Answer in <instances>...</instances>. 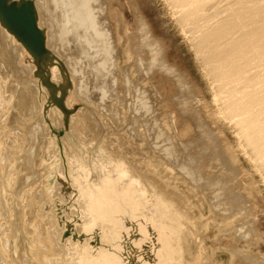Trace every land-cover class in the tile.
I'll list each match as a JSON object with an SVG mask.
<instances>
[{
  "label": "rangeland",
  "instance_id": "rangeland-1",
  "mask_svg": "<svg viewBox=\"0 0 264 264\" xmlns=\"http://www.w3.org/2000/svg\"><path fill=\"white\" fill-rule=\"evenodd\" d=\"M39 1L41 6L35 7V15L37 30L43 28L40 54L31 52L27 46L21 43L0 17V46H6L11 58L7 63L0 62V263L45 264V258H57L55 249L66 248L64 239L68 236V227L64 231V236L57 240L54 239L55 241L53 240L51 245L50 240L46 239H53L61 225L58 227L50 225L47 217L50 214L56 215L57 220L63 217L64 212L68 210L75 199V196L69 197L63 194V182H66V187L72 188H76L77 181L83 182L82 178L76 179L78 170L75 168H72L71 175L66 172L61 174V171L68 167V159L73 153L78 155L91 170L88 178L97 179L100 174L94 169L100 166L108 156L121 152L125 160L130 163L134 176L140 175L145 179L146 186L153 185L157 192L164 194L167 199L174 200L177 205L179 204L177 215L181 219L184 218L186 222L179 237L186 250L187 248L188 250L192 248L197 250L193 255L189 251L190 264H264V172L258 166L257 160L254 161L253 155L248 154L250 151L245 150L244 142L240 134H237V127L235 128L234 123L225 119L221 114V107L218 108L219 105L221 106L220 102L218 103L217 99V102H214V98H216L212 88L214 85H211L210 79L207 78L194 47V42L198 39L199 34L195 35L190 28L182 29L179 21L180 15L170 7L168 0H93L95 3L91 1L90 5H93L90 8L92 7L91 10L94 12L93 14L96 13L95 17L98 19L96 28L105 33L102 36L104 38L99 41L101 37L96 36L90 27L86 24L82 27L78 23L73 15V4V6L68 4L73 13L70 12L72 16L67 9L70 7L66 4L63 5L64 0H61L62 2L60 0ZM236 2L238 3V0L208 2L205 14L211 18L209 24L215 25L217 22L223 24L231 20L233 15L228 12ZM34 3L35 0H0L1 6L12 10H30L32 6L34 7ZM94 5L95 7H93ZM98 11L100 14H97ZM98 15L99 17H97ZM64 17L67 20L65 22L64 19L62 20ZM68 22L70 25L74 24L75 27L73 25L68 28L70 26L66 25ZM103 22L108 24L105 26ZM55 23L57 27L54 25ZM63 23L69 30V35H67L66 46L60 47L57 43L58 40L56 41L57 38L52 35ZM79 27H81V33ZM84 27L86 29L81 30ZM72 33L78 35L75 38L81 36V40L78 38L75 40ZM5 35H10L12 43L7 41L8 39L3 41ZM71 38H73L72 41ZM90 38L92 41L95 39V42L89 40ZM150 41L154 43L152 44ZM72 42H76L77 49L75 43L74 47ZM100 42L103 44L101 45ZM104 44L109 46L110 54L108 51H106L107 53L103 52L105 50L103 48L106 46ZM20 45L23 47L22 53L17 51ZM56 47L60 49L58 50ZM83 47L87 50L85 52L87 57L82 52ZM95 51L98 53V60ZM88 57L91 59L89 58V60ZM84 59H87L86 62ZM103 62L104 64H102ZM15 64L18 66H14ZM25 67H31V70ZM94 67L95 71L92 70ZM4 69L7 72H4ZM99 73L104 74L102 76ZM83 76L85 77L83 78ZM96 77L98 82L95 84ZM25 78L27 80H24ZM109 78H112L111 81ZM113 78L116 81L118 79L119 83H116ZM27 81L34 84L36 82L35 85L38 86L36 92L32 89L29 90L37 102L33 106L39 108L38 110L34 107L31 109V106L24 109L16 103L15 99L20 94L22 84ZM135 84L139 86L137 87ZM79 85H81V90ZM83 85H87L88 88ZM126 85L129 86L124 87ZM146 86L147 88H145ZM83 92L88 94L85 95ZM97 95H100L101 99L106 96V101L104 100L102 103ZM124 96L125 98H123ZM135 96L140 100V103L138 100L136 101ZM94 101H97L96 103L100 101L99 105ZM135 101L138 106L145 105L144 109L141 106L138 107ZM129 103H134V106H129ZM152 105L153 107H151ZM103 106L108 109L105 110ZM130 107H132L130 110L132 114L128 113ZM141 111H144L146 116ZM220 111L221 113L218 114ZM134 112L138 113L137 117L133 115ZM29 113L33 115L30 119L26 116L30 115ZM18 115L21 117L19 122L15 120ZM56 116L57 118H55ZM130 116L133 118H129ZM128 118L131 120L129 121ZM132 119L134 120L132 121ZM143 119L144 122H142ZM145 119L149 121V125H146ZM126 120L134 126H132L133 129L130 128L131 124H128ZM135 121L136 124H134ZM28 124L33 125L35 128L33 126L32 128L38 132L36 143L34 140L32 143V139L29 138ZM137 125L144 129L141 130L142 128L140 129ZM150 127V131L155 129L152 131L156 132L153 134L154 136L149 131ZM130 129H135V132H131ZM158 130L164 133H161V137L158 136L160 134L157 133ZM141 133H143L142 136ZM147 134H151V137ZM146 136L153 141L150 139L151 142H149ZM159 137L161 139L165 137L166 142L163 139H158ZM167 139H171L172 142ZM154 141H156L155 145ZM167 142L170 143L167 144ZM156 145L158 147H155ZM159 148L160 151H154ZM223 148L224 151L227 149L226 153L230 155L227 157H231V160L223 161L225 164L220 159L218 160L219 156L217 155ZM27 152L31 154L34 170L32 173L23 168ZM156 153H159L157 157ZM162 153L164 161L161 159ZM127 158L129 159L127 160ZM166 158L167 160L171 158L172 161L168 160L169 163H165V161L168 162ZM212 161L217 163L210 167L209 164ZM173 162L175 164L172 165ZM183 166L184 170H182ZM35 171H39V175ZM179 171L184 174L181 175ZM77 184L78 187L80 182ZM172 185L175 188H172ZM14 217H20L22 221L20 218ZM17 220L19 223L21 221V224ZM38 226L48 227V238L38 232ZM24 229L26 230L24 231ZM18 231H21L22 234L20 235ZM69 253L66 260H69L74 254V252ZM244 254L250 255L245 256Z\"/></svg>",
  "mask_w": 264,
  "mask_h": 264
},
{
  "label": "bare ground",
  "instance_id": "bare-ground-1",
  "mask_svg": "<svg viewBox=\"0 0 264 264\" xmlns=\"http://www.w3.org/2000/svg\"><path fill=\"white\" fill-rule=\"evenodd\" d=\"M55 1H57V0H55ZM64 1L65 2H63V5L66 4L68 7H70L68 4L74 5V7L72 8V9H74V14L70 11L71 7H70V9L67 7L66 8L68 9L69 13L71 12L74 15V17L78 20V23L82 27L84 24H86L88 27H90L94 31L93 33H95L96 36L101 37L99 39V41L104 38L102 36H104L105 33L101 32L99 29L96 28V23L98 20L95 17L96 13L93 14L94 12L91 10L92 7L90 8V6L93 5V4L90 5V3H92L91 1H93V0H67V1L64 0ZM69 1H70V3H69ZM210 1H212V0H168V2L170 3L169 5H171L170 7H172V9H174L175 12L180 15L179 21H180V24L182 26V29L186 30V29L190 28L195 35L199 34L198 39L194 42V47L196 48V52H197V55L199 56V59L201 61V65H202L203 69L205 70L206 75L208 76L207 78L210 79L211 85L212 84L214 85V87H212L214 89V93H215L214 97H216V98H214V100H215L214 102H217L216 101V99H217L218 103L220 102V104H221V106L219 105L218 108L221 107L220 110H222V113L220 111L218 114H220V113L223 114L224 115L223 117H225V119L229 120L231 123L232 122L234 123L235 128L237 127V130H238L237 134H240V137L244 142L243 143L244 147H246L245 150L248 149V151H250V152H248V154L253 155L254 161L257 160L256 162H258V166L261 167V169L264 172V0H238V3L236 2L234 7L230 9L231 11L228 12L229 14L232 13V15H233L231 20H229L223 24H222V22H217V24H215V25L209 24L211 21V18L207 17V15L205 14V7H206L207 3ZM60 2H62V1L60 0ZM96 3H98V2H96ZM34 4H35L34 7L32 6L30 8V10H27V9L12 10L9 8L7 9L4 6L0 5V17H1V20L4 22V24L9 28V30L11 32H13L19 38L21 43H23L25 46H27V48L31 52L36 53V54H40V50H41V44H40L41 40L40 39L42 38L43 28L37 30V27H36L37 19H36V15H35V7L36 6L40 7L41 4H40L39 0H35ZM55 4H58V3L55 2ZM93 7H95V5ZM55 8H56V6H55ZM98 9H100V8H98ZM105 9H106V7H105ZM66 10H63V11H66ZM44 11H45V9H44ZM68 11H66V12L68 13ZM100 11H102V10H100ZM50 13H51V11H50ZM172 13H173V11H172ZM97 14H100L99 11ZM50 16H51V14H50ZM66 17L62 18V20L64 19L63 20L64 22L66 20L65 19ZM97 17H99V15ZM53 19H51L52 22H53ZM69 19H71V18H69ZM68 23H66V25H70V22H68ZM103 23L105 26L108 24V23L106 24L105 22H103ZM54 25H56V23ZM62 25L56 31V33H54L52 35V36H55L57 39L50 37L51 39H56V41L58 40L57 43H59L60 47L66 46V43H68L67 35H69L68 34L69 30L66 28L65 23H63ZM73 25H70L68 28L72 27ZM97 26H99V25H97ZM51 27H52V24H51ZM56 27H57V25H56ZM56 27H54V29ZM74 27H75V25H74ZM76 28H77V26H76ZM80 28L81 27H79V31H80ZM50 29H52V28H50ZM85 29L86 28L84 27L81 30H85ZM107 29H108V27H107ZM72 30H74V29H72ZM76 32H77V30H76ZM76 32H73V33L76 34ZM187 32H188V30H187ZM49 33H50V31H49ZM73 33H72V35H73ZM80 33H81V31H80ZM77 34H78V32H77ZM78 35H73V36L75 38ZM84 35H86V33ZM107 35L108 34L106 33V37H107ZM70 36H71V34H70ZM77 38H75V40H77ZM80 38H81V36H80ZM80 38H78V39L81 40ZM11 39L12 38L10 37V35H5L3 41L7 40V41L11 42ZM72 39L73 38H71V41H72ZM89 40H91V38ZM89 40H87V41L89 42ZM78 41H77V43L79 44L80 41L79 42ZM104 42H105V40H104ZM74 43L76 46V42H74ZM74 43H73V46H74ZM150 43L153 44L154 42L150 41ZM90 44H91V46H93L92 43H90ZM90 44H89V46H90ZM100 44L102 45L103 43L100 42ZM104 45H106V46L103 48V49H105L103 52L108 51V53H109V51H110L109 46L107 44H104ZM56 46H58V44ZM111 46H113V45H111ZM56 48H58V47H56ZM59 49L60 48H58V50ZM69 49H71V48H69ZM69 49H67V50H69ZM76 49H77V46H76ZM58 50H56V51H58ZM17 51H18V53L23 52L22 45H20L17 48ZM114 51H117V50H114ZM78 52H80V51H78ZM82 52L85 55V52H87V50L83 47ZM96 53H94V54H96ZM106 53H104V54H106ZM113 53H115V52H113ZM67 54H69V53H67ZM96 55H97L96 57L98 60V53ZM75 56H77V55H75ZM81 56H83V55H81ZM85 56H83V57H85ZM83 57H81V58H83ZM148 57H150V56H148ZM89 58L90 57H88V59ZM113 58H114V56H113ZM10 59L11 58H10L9 53L7 52L6 46L5 45L0 46V62L1 63H3V62L7 63L8 61H10ZM67 59H71V58H67ZM84 60H83V62H84ZM86 60H85V62H86ZM99 61H100V59H99ZM101 61H102V59H101ZM90 64H91V62H90ZM102 64H104V62ZM112 64H110V65H112ZM5 66H6V64H5ZM8 66L10 67V65H8ZM14 66H18V65L15 64ZM95 67L97 68L98 66H95ZM95 67H94V69H92V68L91 69L95 71ZM25 68H27V69L30 68V70H31V67H29V68L25 67ZM89 68H90V66H89ZM74 69H76V68H74ZM153 69H155V68H153ZM12 71H14V70H12ZM103 71H105V70L103 69ZM111 71H112V69H111ZM4 72H7V71L5 70ZM76 72H77V70H76ZM74 73H75V71H74ZM79 73H80V71H79ZM79 73H76V74H79ZM113 73H112V75L115 76ZM170 73H172V72L170 71ZM103 74H100V75L103 76ZM27 75H29V74H27ZM27 75H26V77H27ZM92 75H94V74H92ZM110 75H111V73H110ZM81 76L82 75L80 73V77ZM84 77L85 76H83V78ZM101 77H99V78H101ZM83 78H81L82 81H83ZM114 78H113V80H114ZM122 78H124V77H122ZM111 79L109 81H111ZM24 80H27V79L25 78ZM74 80H76V79H74ZM114 81H116V80H114ZM120 81H121V79H120ZM129 81H130V79H129ZM95 82H98L97 77H96V80L94 81V83ZM117 82H118V79H117L116 83ZM32 83L28 82V81L24 82L22 84L20 94H18V98L15 99V100H17L16 103L21 108L28 109L27 107H30V106H31L30 107L31 109H33V107L35 108V106H33V105H36L35 104L36 100L33 99V94H31L29 92V90L32 89V91L36 92L37 91L36 88L38 86L35 85L36 82H35V84L34 83L32 84ZM79 83L81 84V82H79ZM121 83H122V81H121ZM91 84H93V83H91ZM95 84H94V86L96 87ZM101 84H103V83H101ZM109 84H108V86H109ZM129 84H130V82H129ZM176 84H179V83H176ZM99 85H100V83H99ZM111 85H113V84H111ZM135 85H133V86H135ZM79 86H80L79 88L81 90V85H79ZM128 86L129 85H126L124 87H128ZM136 86L138 87L139 85L137 84ZM140 86H142V85H140ZM84 87H87V85ZM131 87H132V85H131ZM96 88H98V86ZM145 88H147V86ZM213 89H211V90H213ZM124 91H126V90H124ZM134 91H135V89L133 90V92ZM140 91L141 90L139 89V92ZM87 92H83V93L86 95V94H88ZM95 92L96 91H94V94H96ZM104 92H106V91H104ZM112 92H114V91H112ZM90 93H92V92H90ZM114 93H116V92H114ZM114 93H113V95H114ZM104 94H106V93H104ZM110 94H112V93L110 92ZM85 95H84V97H85ZM92 95H93V93H92ZM97 96H99L101 102L104 103L106 96H105V98L103 97L102 99H101L100 95H97ZM127 96L129 97V95H127ZM95 97H94V99H95ZM123 98H125V96ZM150 98L152 99V97H150ZM133 99H135V98H133ZM144 99H146V98H144ZM33 100H35V101H33ZM137 100L138 99L136 97V101ZM87 101L89 102V100H87ZM108 101H110V100H108ZM136 101H135V103L137 104ZM138 101L140 103V100H138ZM142 101H143V98H142ZM94 102L96 103L97 101H94ZM150 102H149V104H150ZM98 103H96V104H98ZM142 103L145 104V102H142ZM133 104H130L129 106H132ZM15 105H14V107L16 108ZM137 106H138V104H137ZM140 106H138V107H140ZM143 106H145V105H143ZM143 106H141L142 109H144ZM98 107H100V106H98ZM132 107H130L129 111L126 110L130 114H132L130 112ZM151 107H153V105ZM35 109L38 110L39 108L36 107ZM106 109H108V108H105V110ZM111 109H112V107H111ZM134 110H135V107H134ZM145 110H146V107H145ZM217 110H219V109H217ZM141 112L143 113L144 111H141ZM82 113H84V112H82ZM105 113H107V112H105ZM138 113L134 112L133 115H136ZM144 113H143V115H144ZM29 114L30 115H28V114L26 115V116H28V119L33 117V115L31 113H29ZM107 114H109V113H107ZM19 115L17 117H15V120L18 122L21 120V117ZM58 116H59V114H58ZM141 116H139V117L141 118ZM144 116H146V115H144ZM126 117H128V116L126 115ZM136 117H137V115H136ZM55 118H57V116ZM129 118H133V117L130 116ZM142 118H144V117L142 116ZM220 118H222V117H220ZM134 119L136 120V118H134ZM134 119H132V121ZM146 119H148V117H146ZM146 119H145V123L147 121ZM130 120L131 119H129V121ZM87 121H89V120H87ZM126 121H128V120H126ZM129 121H128V124L130 123ZM224 121H226V120H224ZM142 122H144V119ZM148 122L149 121H147L146 125L148 124ZM140 123H141V121H140ZM134 124H136V121ZM138 125H139V123H138ZM138 125H137V127H139ZM32 126H30L28 124L27 129L29 132V138L32 139V143H33V140H34V143H36L35 139L38 138V137H36V134L38 132H36V130L33 129L35 127L33 126V128H32ZM132 126L133 125L131 124L130 128H132ZM155 126H156V124H155ZM37 128H38V126H37ZM132 129H130L131 132H133L135 130V129L134 130H132ZM143 129L144 128H142L141 130H143ZM150 129H151V127L149 128V131H150ZM185 129H187V128H185ZM126 130H127V128H126ZM137 130H139V129H137ZM147 130H148V128H147ZM154 130L155 129L150 131V133H152V135L156 133V132L155 133L152 132ZM128 131H129V126H128ZM156 131H157V129H156ZM157 133L158 134L160 133L158 136L164 134L163 132H159V130ZM142 134L143 133H141V136H142ZM57 135H58V133H57ZM147 135H149L151 137V134H147ZM136 136H137V134H136ZM155 136L157 137V135H155ZM132 137H134V136L132 135ZM160 137L158 139H161ZM146 138H147V136H146ZM146 138H145V140H146ZM164 138L162 137L163 141L166 140ZM190 138H192V137H190ZM148 139L149 138H147V140ZM150 139H149V142L153 141L152 139L150 141ZM241 139H239V140H241ZM167 140H169V139H167ZM163 141H161V142H163ZM169 141L172 142L171 139ZM118 142L120 143V141H118ZM155 142L156 141L153 142L154 145H155ZM170 142H167V144H169ZM140 143H141V141H140ZM122 144H123V142H122ZM34 146H36V145L34 144ZM159 146H160V143H159ZM147 147L150 148V146H147ZM152 147H151V149H152ZM155 147H158V145H156ZM31 148H32V145H31ZM161 149H162V147H161ZM30 150H32V149H30ZM155 150L160 151V148L154 149V151ZM34 151H35V149H34ZM207 151H208V149H207ZM226 151H227V149H226ZM226 151H224V148H223L217 154L219 156L218 160L220 159L221 162H223V161L226 162L227 159L231 158V157L230 158L227 157L230 155H227ZM127 152H128V150H127ZM158 154L156 153L155 156L157 157ZM25 155H26V158H24L25 164H23V168L27 172L32 173V171H34V170H33L32 163H31V161H32L31 154H30V152H27ZM161 155H162L161 159L163 160L164 159L163 153ZM191 157H193V156H191ZM250 158H249V160H250ZM128 159L129 158H127V160ZM157 159H155V160H157ZM190 159L192 160V158H190ZM193 159H194V157H193ZM166 160H167V158H166ZM168 160L172 161L171 158H168ZM229 161H228V163H229ZM165 163H169V161L168 162L165 161ZM216 163H217L216 161H212L209 164V166L213 167L214 165H216ZM173 164H175V162H173L172 165ZM72 168H75L78 170V177L76 179L77 180H80L81 178L83 179V182L77 181L75 183L76 188H72L69 186L66 187V182L65 183L63 182V184H62L63 194H66L69 197L75 196V199H74L72 205L68 208L67 211L64 212V216L60 217L58 220L56 219V217H55L56 215L54 216V214H50L47 217V221L50 223V225H53V226L55 225L56 227H58V225H61V227H60L59 231H57V234L54 236L53 239H46V240H48V241L50 240V244L52 245L54 239L57 240V239L62 238L64 236V231L66 230V227H68V236H66L64 239L65 240L64 244L66 245V248L55 249L57 251L58 257L55 259L45 258V264H190V257L188 254L191 253V255H193V253H195L197 250L194 248H192L191 250H188V248H187V250H188V252H187L184 245L182 244L181 238L179 237L183 227L186 225L184 218L181 219L177 215V210L179 209V206H178L179 204L177 205V203L174 200L167 199L164 194L157 192L156 187L154 188L153 185H152L153 188H152V186L151 187L146 186L145 185V179L143 177H141L140 175L137 177L134 176L131 172L132 167H131L130 163H128L125 160V158L121 152H117L114 155L108 156L106 160H103L101 162L100 166H98L94 169V170H96V172H98L100 174L97 179L88 178L90 176V173H91L90 168L88 167V165H86L81 160L80 157H78V155H76L74 153L68 159L67 169L66 170L63 169L61 171V174L66 172L69 175H71ZM182 170H184V166H183ZM38 172L35 171V173L37 175H39ZM35 173H33V174H35ZM259 173H260V171H259ZM180 174H181V172H180ZM182 174H184V172ZM186 174L188 176V173H186ZM185 175H183V176H185ZM2 181L4 182L3 179H2ZM79 182H80V185L77 187V185H78L77 183H79ZM81 182H82V184H81ZM174 185L176 186V184H174ZM172 188H175V187L173 186ZM29 210L31 211V209H29ZM29 214H30V212H29ZM31 215H32V212H31ZM18 216H20V215H18ZM14 218L19 219L20 217H18V218L14 217ZM16 219H15V221H16ZM21 221H22V219H21ZM21 221L19 223L17 220V222L19 224H21ZM28 222H29V220H28ZM12 223H13V221H12ZM26 223H27V221H26ZM11 225H10V227H11ZM25 230L26 229H24V231ZM11 232H13V231H11ZM18 232L20 233L21 231H18ZM38 232H40L44 237L48 238V236H47V234H49L48 227L38 226ZM21 234L22 233H20V235ZM19 239H20V237H19ZM16 240H15V242H16ZM20 240H22V239H20ZM189 245H190V243H189ZM15 249L17 251V248H15ZM189 251H190V253H189ZM69 252H74V254L71 255L69 260H66ZM248 255H250V254H248ZM248 255H245V256H248ZM17 256H19V254ZM254 256L256 257V254H254ZM21 259H22V257H21ZM252 259H253V257H252ZM25 260L28 261L27 259H25ZM245 260L246 259H244V261ZM244 261H242V262H244ZM240 264H242V263H240Z\"/></svg>",
  "mask_w": 264,
  "mask_h": 264
}]
</instances>
